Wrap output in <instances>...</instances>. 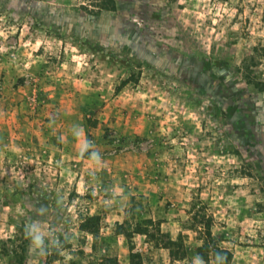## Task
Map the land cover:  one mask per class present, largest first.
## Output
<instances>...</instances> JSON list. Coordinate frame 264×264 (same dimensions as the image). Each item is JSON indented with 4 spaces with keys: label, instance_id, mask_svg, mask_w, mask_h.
<instances>
[{
    "label": "rangeland",
    "instance_id": "374dc122",
    "mask_svg": "<svg viewBox=\"0 0 264 264\" xmlns=\"http://www.w3.org/2000/svg\"><path fill=\"white\" fill-rule=\"evenodd\" d=\"M1 146L0 264H264V0H0Z\"/></svg>",
    "mask_w": 264,
    "mask_h": 264
},
{
    "label": "trees",
    "instance_id": "16d2710c",
    "mask_svg": "<svg viewBox=\"0 0 264 264\" xmlns=\"http://www.w3.org/2000/svg\"><path fill=\"white\" fill-rule=\"evenodd\" d=\"M128 84V80H125L121 86L116 89L115 96L120 95L122 92V86ZM144 206L136 202V197H131V206L127 210V217L123 223H117L116 234L125 236L131 243L136 235L148 237L157 247L163 245L164 248L168 249L171 253V257L175 259L174 248L181 244L180 241H173L169 235L164 234L161 229V222L155 221L153 218L142 217L144 211ZM195 221L199 222L198 218H194ZM200 224L203 225L204 235L206 238L205 245L200 248L201 252L207 251L209 249V242L213 239L212 236V226L213 218H203ZM101 218L98 215L88 216L83 219L80 225L82 231L89 232L93 235L97 233L98 227L100 225ZM159 237L165 238L164 242L158 240ZM227 254L225 261L228 262L231 260V255L224 250H215L213 251V257L216 264H223L222 256L220 254ZM104 264V263H102ZM130 264H143L141 260V255L138 253L132 252L130 254Z\"/></svg>",
    "mask_w": 264,
    "mask_h": 264
},
{
    "label": "crops",
    "instance_id": "0c3cea01",
    "mask_svg": "<svg viewBox=\"0 0 264 264\" xmlns=\"http://www.w3.org/2000/svg\"><path fill=\"white\" fill-rule=\"evenodd\" d=\"M9 151H11L10 149H9V147H0V154L2 155V154H4V155H6V154H8L9 153ZM81 151H83V148L81 147ZM64 152H65V154L67 153V151H65L64 150Z\"/></svg>",
    "mask_w": 264,
    "mask_h": 264
}]
</instances>
